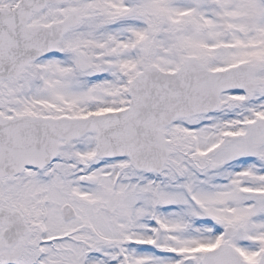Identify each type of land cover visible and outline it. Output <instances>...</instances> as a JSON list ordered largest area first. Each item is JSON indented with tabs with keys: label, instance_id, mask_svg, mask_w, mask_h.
I'll return each mask as SVG.
<instances>
[{
	"label": "snow or ice",
	"instance_id": "1",
	"mask_svg": "<svg viewBox=\"0 0 264 264\" xmlns=\"http://www.w3.org/2000/svg\"><path fill=\"white\" fill-rule=\"evenodd\" d=\"M0 264H264V0H0Z\"/></svg>",
	"mask_w": 264,
	"mask_h": 264
}]
</instances>
